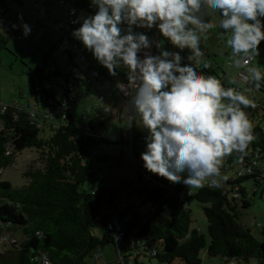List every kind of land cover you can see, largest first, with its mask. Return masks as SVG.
<instances>
[{
  "label": "trees",
  "instance_id": "obj_1",
  "mask_svg": "<svg viewBox=\"0 0 264 264\" xmlns=\"http://www.w3.org/2000/svg\"><path fill=\"white\" fill-rule=\"evenodd\" d=\"M13 1L23 3V0H0V7L5 8L0 11V17ZM68 1L84 15L93 11L89 8V0ZM60 30H65V27H60ZM6 43V38L0 36V46H6ZM28 49H34V46ZM65 49L68 61L73 60L74 55ZM47 64L45 59L38 68H30L40 80V84H34L35 92L44 93L46 100L53 97L58 106L57 89H61V95L69 94L68 89L61 85L65 76L54 62L57 73L52 78H62L55 79L59 83L56 87L45 88L40 72ZM200 67L201 71L208 72V68ZM216 74L221 76L218 72ZM223 82L230 86L225 79ZM259 90L264 93V81ZM8 105L7 110L0 113V169L10 166L16 151L26 147L36 148L39 158L35 165H30L23 172L26 183L21 187L3 179L0 172V240L3 244L0 264H40L35 257L42 253L49 257L51 264H89L88 258L94 257L98 248L114 244V234L107 224V205L126 189L117 190L107 183L93 191L81 190V186L88 178H97L94 175L95 159L109 158L98 155L94 146L100 142L114 144L115 141L107 136L82 134L72 114H68V118L50 135L43 136L38 119L31 116L30 106ZM87 124L97 132L92 120L89 119ZM252 131L254 139L248 146L247 155L243 160L238 153L229 155L227 161H222L221 173L241 168L255 157L259 163L254 173L233 175L226 172L227 179H220L218 187L206 184L190 194L183 184L146 169L145 175L137 177L130 194H136L142 202L153 203L154 210L145 217L134 213L131 225L137 226L140 236L156 243L161 239L158 253L150 257L158 258L164 264H172L177 259L201 264V251L207 248L210 256L229 260L255 257L264 263V226L262 238L258 239L241 219L252 205L253 197L258 195L264 199V174L260 172L264 170V127L255 124ZM194 201L202 204L207 217L209 243L205 233L191 227L193 220L189 204Z\"/></svg>",
  "mask_w": 264,
  "mask_h": 264
},
{
  "label": "clouds",
  "instance_id": "obj_2",
  "mask_svg": "<svg viewBox=\"0 0 264 264\" xmlns=\"http://www.w3.org/2000/svg\"><path fill=\"white\" fill-rule=\"evenodd\" d=\"M89 8L74 21L82 23L72 35L110 75L126 74L127 82L117 79L115 87L129 97L128 111L138 114L146 133L143 167L189 194L218 187L223 158L238 153L243 160L254 139L246 109L256 102L246 93L264 81V69L251 63L264 41V0H89ZM18 19L13 27L30 35L22 13ZM217 27L239 70L232 86L201 71V64L210 67L202 40ZM138 28H155L161 38ZM43 264L50 261L44 257Z\"/></svg>",
  "mask_w": 264,
  "mask_h": 264
},
{
  "label": "rangeland",
  "instance_id": "obj_3",
  "mask_svg": "<svg viewBox=\"0 0 264 264\" xmlns=\"http://www.w3.org/2000/svg\"><path fill=\"white\" fill-rule=\"evenodd\" d=\"M64 0H23V3L10 2V7L0 17V36L6 38V46H0V100L7 103H17L23 106H30L35 103L36 109H44L42 102L46 100V96L42 92H35L34 84H40L38 75H33L30 68H38L46 59L47 63H57L61 70L68 67L69 55L65 50L68 34H71L74 28L80 26H72L69 32L60 30L64 26L65 11L70 9L71 3ZM38 5H36V3ZM65 8H62V5ZM22 13L27 19L25 22L31 25L32 31L30 35L24 36L22 29L13 27V24H20L18 14ZM81 12L79 10L78 15ZM218 16V14H217ZM82 23V21H81ZM222 30L218 27L210 31L206 39L202 40V46L206 50L205 59L212 63L210 68L217 71L219 65L226 69L224 79L230 86V81L239 70L233 69L229 63L231 57L230 49L226 44L227 35L221 34ZM161 38V37H160ZM64 40V41H63ZM81 43V42H80ZM168 49L174 47L171 43H165ZM171 44L172 46H169ZM34 46V49H28ZM85 48V47H84ZM88 57H91V63L102 67L98 64L92 53L85 48ZM254 64L261 65L264 69V48L262 47L260 54L257 55ZM202 65V64H201ZM221 72V71H220ZM62 76L55 79L60 80ZM114 97L110 98L112 102L101 101L96 95H86L83 99L81 96L78 102L73 105V117L79 123H86L83 114L88 116V120L92 119L95 123L96 130L102 132L104 136L109 137L114 144H105L100 142L94 146V150L98 155H105L107 160H97L94 162V175L97 177L88 178L81 186V190L93 191L108 184L117 190L128 189L137 179L138 168L143 169V161L140 159V153L144 150V140H136V137L145 135L146 133L138 126L139 117L136 115L131 122L130 112L127 103L124 101L120 92L114 89ZM58 98L62 99L61 89L58 88ZM247 95L253 98L257 108H248L249 118L252 124H259L264 127V93L259 89H254ZM37 100L39 103H37ZM100 104V109L96 106ZM110 106V110H106V106ZM102 114V121L95 119L96 115ZM41 119L42 117L39 116ZM43 128L41 135H50L51 129ZM133 134L136 149L134 152L130 149L129 137ZM123 140V141H121ZM136 151V152H135ZM39 158V151L33 147H26L21 151H16L13 163L0 169L1 177L11 181L15 187H21L26 183L23 172L35 165ZM39 163H37L38 166ZM233 172L231 169L227 173ZM225 172L220 177H216L220 181ZM196 190V189H193ZM191 190V191H193ZM130 202L133 201L129 214L134 213L145 217L154 210L151 202H142L136 194L129 195ZM192 217V228H198L205 233L207 242L210 241L208 233V220L204 214L202 204L194 201L189 204ZM242 221L248 224L252 233L258 238H262L261 229L264 226V199L260 196L253 197L252 205L247 209L246 214L242 216ZM255 222V223H252ZM19 234V233H17ZM20 237V234L18 235ZM3 244L0 240V250ZM117 256V248L113 243L106 244L102 249L98 248L94 257L88 258L89 264H114ZM201 264H264L260 263L257 258L252 257L248 260L242 258L227 259L224 257H215L208 255L207 248L201 251ZM143 264H164L158 258L150 256H142ZM172 264H189L183 260H176Z\"/></svg>",
  "mask_w": 264,
  "mask_h": 264
},
{
  "label": "built area",
  "instance_id": "obj_4",
  "mask_svg": "<svg viewBox=\"0 0 264 264\" xmlns=\"http://www.w3.org/2000/svg\"><path fill=\"white\" fill-rule=\"evenodd\" d=\"M64 1L62 2L64 3ZM35 3L38 5L37 2ZM4 10V7H0V11ZM78 13L79 9L74 5H71L70 9L65 11L63 25L66 32H69V29L72 27V25H77L78 22L74 23V21L77 20V17L84 15V13H81L80 15H78ZM26 19L27 18L23 16V20L26 21ZM136 30L146 32L150 38L155 37L156 39H160L158 30L155 28L151 30L146 28H138ZM66 40V48L74 55V58L73 60L68 61V67L62 71L65 78L61 81V85L68 89L69 94H64L62 99L58 98L60 101L58 106H56L57 103L54 101L53 97H49L46 101L41 103L44 109H36L35 104H31L29 108L31 116L38 119V125L40 128H42V130L43 128H49L53 130L68 118V114L73 115V104L78 100L79 96L82 95L83 88L87 87L92 94L97 95L101 101H105L111 94L114 93L117 79L123 80L125 83L127 82L126 76L124 79L120 76H112L109 74V71L106 67H98L97 65H93L86 54L84 46H82L80 41L73 37L72 33L67 35ZM262 47L264 48V41L261 42L260 49H262ZM158 51L159 50L153 46V54H156ZM256 57L257 56L253 57L251 63H254ZM209 65L211 66L212 63L209 62ZM258 67L262 68L261 65ZM217 72L218 71L215 69L209 67L207 73L216 75L223 82L225 75L218 76L216 74ZM55 73H57V67L55 64L51 63L43 66V69L40 72V77L42 79V85L45 86V88L51 89L59 85V83L52 78L55 76ZM227 86L228 85H226V87ZM120 94L127 103L129 97L124 96L122 93ZM8 106L9 105L7 102L0 100V113L5 112ZM105 108L106 110H110L109 105ZM255 108H257V106ZM136 115L138 116V114H133L130 112L131 122H133L132 120ZM39 116H41L42 119ZM103 118L104 115L102 114H100L98 117L99 120H102ZM83 119L88 121V117L85 114H83ZM78 124L82 134L95 137L104 136L100 131H93L92 127L87 124V122ZM138 140H144V135H139ZM133 141V134H131L129 137V144L132 151L134 148ZM227 158L228 156L223 158L222 161H227ZM258 163L259 161L255 157H251L250 160L248 162L246 161L245 165H243L241 168L232 170V174L234 175L235 173V175H240L244 172L254 173L255 169L258 167ZM226 172L224 175L227 177ZM260 172L264 174V170ZM142 175H145V170L142 168V170L139 171L138 168L137 177ZM131 189L132 186L121 192L119 196L115 198V200L107 205V212L109 214L107 224L109 229L114 234V245L117 248V256L114 260V264H142V256H155L159 251L158 244L161 242V239H159L156 243L152 239L140 236L138 235L137 226L131 225V220L133 217L129 214V208H131L132 205V202H130L129 199ZM44 257L50 261L49 257L45 253H42L35 258L40 262V264H43Z\"/></svg>",
  "mask_w": 264,
  "mask_h": 264
},
{
  "label": "crops",
  "instance_id": "obj_5",
  "mask_svg": "<svg viewBox=\"0 0 264 264\" xmlns=\"http://www.w3.org/2000/svg\"><path fill=\"white\" fill-rule=\"evenodd\" d=\"M66 1L69 3L68 0H65L64 3H65ZM65 5H66V3H65ZM65 5L63 4V5H62V8H65ZM81 44H82V43H81ZM82 46H83V44H82ZM169 46H172V45L169 44ZM164 47L168 49V46H167L166 44L164 45ZM172 48H173V47H172ZM87 56H89L88 53H87ZM88 58H89L90 60H92L91 57H88ZM217 71H218V73H219L220 75H223V76H224V75L226 74V73H225L226 69H225L224 67H220V65H219ZM220 71H221V72H220ZM119 76H120L121 78L124 79L125 76H126V74H125L124 72L120 71ZM91 94H92V93H91L90 90H88L87 88H83V89H82V95H80V96H81L82 99H83L86 95H91ZM114 94H115V92H114L113 94H111V95L107 98V100H105L104 102H107L108 104H109L110 102H112V100H111L110 98H111V97L113 98V97H114V96H113ZM92 95H94V94H92ZM94 96H96V95H94ZM123 99H124V98H123ZM124 101H125V100H124ZM77 102H78V100H77L74 104H76ZM74 104H73V105H74ZM109 107H110V106H109ZM96 108H97V109H100V108H101V107H100V104L97 105ZM96 116H97V115H96ZM96 116H95V119H96ZM87 117H88V116H87ZM74 119H75V117H74ZM75 120H76V119H75ZM90 120H92V119H90ZM98 120H99V119H98ZM77 122L79 123L78 120H77ZM80 123H81V122H80ZM92 123H93V125H95V123L93 122V120H92ZM253 125H254V124H253ZM47 129H48V128H47ZM47 129H46V130H47ZM142 264H143V263H142Z\"/></svg>",
  "mask_w": 264,
  "mask_h": 264
},
{
  "label": "water",
  "instance_id": "obj_6",
  "mask_svg": "<svg viewBox=\"0 0 264 264\" xmlns=\"http://www.w3.org/2000/svg\"><path fill=\"white\" fill-rule=\"evenodd\" d=\"M66 50V49H65Z\"/></svg>",
  "mask_w": 264,
  "mask_h": 264
}]
</instances>
